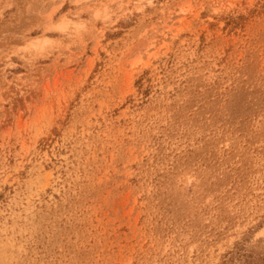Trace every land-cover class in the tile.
<instances>
[{"label": "rangeland", "instance_id": "374dc122", "mask_svg": "<svg viewBox=\"0 0 264 264\" xmlns=\"http://www.w3.org/2000/svg\"><path fill=\"white\" fill-rule=\"evenodd\" d=\"M0 264H264V0H0Z\"/></svg>", "mask_w": 264, "mask_h": 264}]
</instances>
